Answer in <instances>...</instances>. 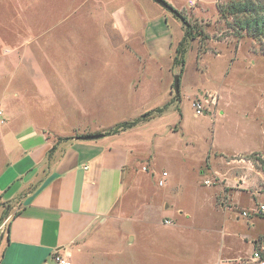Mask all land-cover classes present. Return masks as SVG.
Wrapping results in <instances>:
<instances>
[{
    "label": "rangeland",
    "instance_id": "rangeland-1",
    "mask_svg": "<svg viewBox=\"0 0 264 264\" xmlns=\"http://www.w3.org/2000/svg\"><path fill=\"white\" fill-rule=\"evenodd\" d=\"M189 1L176 0L190 25L178 64L186 28L168 9L169 22L153 20L161 26L152 33L170 27L177 37L184 29L172 58L137 60L112 25L119 5L141 9L151 22V6L164 9L154 0H0V173L30 121L46 128L60 123L63 132L83 136L94 126L113 129L141 114L142 106L162 102L169 95L166 82L171 78L174 85L180 77V99L173 87L164 114L132 132L149 154L128 171L113 210L68 250L72 264H259L256 251L264 259V213L255 212L264 204V40L240 27L243 14H221L217 5L233 0ZM141 71L155 73L153 82L131 90L127 78ZM206 92L217 104L198 115L193 101ZM256 149L237 157L250 156L261 170L257 183L256 169L247 173L246 183L258 193L240 188L233 172L208 169L211 154L214 166L220 159L213 153ZM164 170L170 175L160 185ZM180 206L190 214H178ZM7 210L0 198V232ZM169 225L176 232L165 231ZM135 232L141 238L130 246Z\"/></svg>",
    "mask_w": 264,
    "mask_h": 264
},
{
    "label": "crops",
    "instance_id": "crops-1",
    "mask_svg": "<svg viewBox=\"0 0 264 264\" xmlns=\"http://www.w3.org/2000/svg\"><path fill=\"white\" fill-rule=\"evenodd\" d=\"M167 1L184 15L183 6H179L176 0ZM189 3L194 6L196 0H190ZM160 6L164 9L151 6L150 13L156 14L151 22L147 21V16L139 8L137 12L129 10L131 7L119 5L111 12L112 25L121 43L137 60L149 58L159 61L165 56L172 58L184 35V29H181L179 35L174 36L170 27L164 28L160 34L152 33L153 26H161L153 25V20L159 23L165 18V23L169 22L170 17L164 11L166 8ZM154 74L141 71L131 73V77L126 78L130 81L131 90L140 87L145 90L153 82ZM166 87L169 95L162 102H150L141 107V114L125 120L140 119L134 126L111 132V128L100 125L85 134L101 133L103 136L100 138L84 139L83 135L73 132L68 134L69 131L63 132L60 129V123L56 124L57 127L55 123L48 124V128L42 127L41 121L35 125L30 121L19 131H24L25 135L10 150L12 158L0 173V198L8 206L3 221V224L7 223V228L0 232V264H57L55 256L58 252L63 253L74 247L98 220L113 210L125 193L128 171L139 163L141 155L149 154L141 152L142 146L132 138V132L140 127L149 128L164 114L165 105L172 100L171 78L166 82ZM158 109L163 111L155 115L150 112ZM157 134L153 132L154 136ZM255 151L257 149L230 155L213 153L215 158L220 159L217 166H214L211 154V166L208 169L216 174L233 172L240 188H249L250 192L258 193L259 190L246 183L247 173L251 172L249 175L252 176L254 169L258 172L255 183L261 179L262 172L250 157ZM239 154L250 156L237 157ZM218 165H222L224 170H218ZM151 172L156 174L154 169ZM164 172L167 173L165 176ZM200 172L206 173L203 169ZM169 175L164 170L159 180L163 178L166 182L165 177ZM166 209L164 214L170 216ZM182 209L180 206L177 213L190 214ZM176 229V226L169 225L164 230L171 233L176 232ZM140 238L135 232V242L130 246H134ZM120 263L123 262L116 264Z\"/></svg>",
    "mask_w": 264,
    "mask_h": 264
},
{
    "label": "trees",
    "instance_id": "trees-1",
    "mask_svg": "<svg viewBox=\"0 0 264 264\" xmlns=\"http://www.w3.org/2000/svg\"><path fill=\"white\" fill-rule=\"evenodd\" d=\"M217 6L218 10L224 17H226L228 9L232 14H243L244 18H241V20L238 19L237 21L239 22L240 27L245 29L247 33L251 34L252 36L264 40V0H233L227 7H223L222 4H218ZM176 12L180 14L176 16L183 18V23L186 28V35L176 50L177 54L175 57V62L179 64L184 63V54L187 48V40L190 37V30L187 28H189L190 25L185 16H183L178 10H176ZM177 99H180V94L177 95ZM157 111L161 112L163 109H158ZM139 121L140 119L124 121L111 129V132H118L121 129L132 127Z\"/></svg>",
    "mask_w": 264,
    "mask_h": 264
},
{
    "label": "built area",
    "instance_id": "built-area-1",
    "mask_svg": "<svg viewBox=\"0 0 264 264\" xmlns=\"http://www.w3.org/2000/svg\"><path fill=\"white\" fill-rule=\"evenodd\" d=\"M192 4H194L193 1H191ZM217 97L216 95L211 94L210 92H206L203 95L197 96L193 101V106L195 108L196 114L203 115L205 114V111L208 109V106L211 104L216 105L217 104ZM211 110V109H209ZM3 118V112L0 110V120ZM167 173L164 172L163 175L165 176ZM164 179L159 180V184L163 185ZM259 214L264 213V204L260 205V207L255 211ZM245 214H247L245 212ZM255 260L259 261V264H264V259L261 258V255L258 251L254 253ZM57 264H72L70 252L65 250L63 253L58 252L55 256Z\"/></svg>",
    "mask_w": 264,
    "mask_h": 264
},
{
    "label": "water",
    "instance_id": "water-1",
    "mask_svg": "<svg viewBox=\"0 0 264 264\" xmlns=\"http://www.w3.org/2000/svg\"><path fill=\"white\" fill-rule=\"evenodd\" d=\"M157 3H159L160 5H162L163 7H165L166 9H168L169 11H171L172 13H174L175 15H180L179 13L176 12L175 8L173 6H171L166 0H154ZM183 21V18H181ZM174 91L176 94H179L180 92V77L179 75H177L175 77V81H174ZM103 134L101 133H97V134H88L85 135L83 138L84 139H94V138H100L102 137Z\"/></svg>",
    "mask_w": 264,
    "mask_h": 264
}]
</instances>
